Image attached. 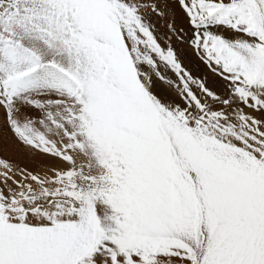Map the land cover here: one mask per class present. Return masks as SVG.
I'll use <instances>...</instances> for the list:
<instances>
[{
	"label": "snow or ice",
	"instance_id": "1",
	"mask_svg": "<svg viewBox=\"0 0 264 264\" xmlns=\"http://www.w3.org/2000/svg\"><path fill=\"white\" fill-rule=\"evenodd\" d=\"M0 264H264V0H0Z\"/></svg>",
	"mask_w": 264,
	"mask_h": 264
}]
</instances>
